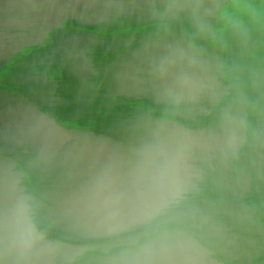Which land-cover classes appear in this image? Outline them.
Returning a JSON list of instances; mask_svg holds the SVG:
<instances>
[{
	"label": "water",
	"instance_id": "1",
	"mask_svg": "<svg viewBox=\"0 0 264 264\" xmlns=\"http://www.w3.org/2000/svg\"><path fill=\"white\" fill-rule=\"evenodd\" d=\"M0 264H264V0H0Z\"/></svg>",
	"mask_w": 264,
	"mask_h": 264
}]
</instances>
